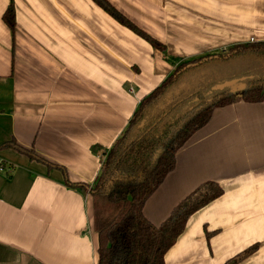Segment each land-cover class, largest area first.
<instances>
[{"label": "crops", "instance_id": "obj_1", "mask_svg": "<svg viewBox=\"0 0 264 264\" xmlns=\"http://www.w3.org/2000/svg\"><path fill=\"white\" fill-rule=\"evenodd\" d=\"M165 47L92 0H0V264H98L87 191L140 102L182 64L264 42V0H106ZM253 40L251 43L250 40ZM65 172V174L63 173ZM222 195L194 215L164 264H264V101L215 109L143 207L159 227L201 184Z\"/></svg>", "mask_w": 264, "mask_h": 264}, {"label": "trees", "instance_id": "obj_2", "mask_svg": "<svg viewBox=\"0 0 264 264\" xmlns=\"http://www.w3.org/2000/svg\"><path fill=\"white\" fill-rule=\"evenodd\" d=\"M116 23L128 29L157 51L165 47L119 13L106 0H92ZM6 27L14 33L15 11L10 0L3 15ZM227 51V57L204 56L191 60L197 66L209 63L243 62L255 59V66L230 85L217 86V93L207 99L203 93L173 101L169 108L155 112L163 102L165 91L176 82L180 65L159 88L144 98L120 139L101 158V167L94 185L69 187L87 191L92 199V228L97 235L98 264H164V256L182 234L187 220L222 195L213 183L201 184L184 198L159 227L152 226L143 216V207L175 167V155L191 136L210 120L215 109L238 101L258 104L264 101V42L245 44ZM254 57V58H253ZM249 61V60H248ZM196 68H192L194 70ZM195 103L191 104V101ZM189 104V106H187ZM186 106V107H185ZM13 149L32 161L54 167L25 150L14 141L1 149ZM65 174V172L63 171ZM258 250V245L245 250L227 264H239Z\"/></svg>", "mask_w": 264, "mask_h": 264}, {"label": "rangeland", "instance_id": "obj_3", "mask_svg": "<svg viewBox=\"0 0 264 264\" xmlns=\"http://www.w3.org/2000/svg\"><path fill=\"white\" fill-rule=\"evenodd\" d=\"M229 54L230 51H225L208 55V57L215 56L224 58ZM222 61H224V59H220L217 63L212 62L202 67L197 66V64L191 65L189 62L185 63L177 75L178 78L176 82L165 91L164 100L158 104L155 112L169 108V105H171L173 101L177 102L189 95L192 97L197 92L203 93L204 96L209 99L217 93L218 85L221 86L224 83L231 84L232 82L230 81L235 79L240 82V79L247 77L246 74L255 66V59L227 63ZM192 68L196 69L192 70ZM174 75L175 74H173L172 77H174ZM195 102V100H192L191 104ZM187 106H189V104H187Z\"/></svg>", "mask_w": 264, "mask_h": 264}, {"label": "built area", "instance_id": "obj_4", "mask_svg": "<svg viewBox=\"0 0 264 264\" xmlns=\"http://www.w3.org/2000/svg\"><path fill=\"white\" fill-rule=\"evenodd\" d=\"M250 41H251V43L253 42L252 39ZM0 172H4V168L2 167L1 162H0Z\"/></svg>", "mask_w": 264, "mask_h": 264}, {"label": "water", "instance_id": "obj_5", "mask_svg": "<svg viewBox=\"0 0 264 264\" xmlns=\"http://www.w3.org/2000/svg\"><path fill=\"white\" fill-rule=\"evenodd\" d=\"M225 85H227V86H228V85H230V84L228 83V84H225Z\"/></svg>", "mask_w": 264, "mask_h": 264}]
</instances>
